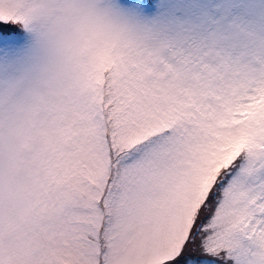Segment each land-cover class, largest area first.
<instances>
[{
  "label": "snow or ice",
  "instance_id": "obj_1",
  "mask_svg": "<svg viewBox=\"0 0 264 264\" xmlns=\"http://www.w3.org/2000/svg\"><path fill=\"white\" fill-rule=\"evenodd\" d=\"M55 63L0 0V264H264V0H106Z\"/></svg>",
  "mask_w": 264,
  "mask_h": 264
},
{
  "label": "clouds",
  "instance_id": "obj_2",
  "mask_svg": "<svg viewBox=\"0 0 264 264\" xmlns=\"http://www.w3.org/2000/svg\"><path fill=\"white\" fill-rule=\"evenodd\" d=\"M29 27L25 51L42 61L61 60L85 33H98L114 25L105 14L106 0H16Z\"/></svg>",
  "mask_w": 264,
  "mask_h": 264
}]
</instances>
